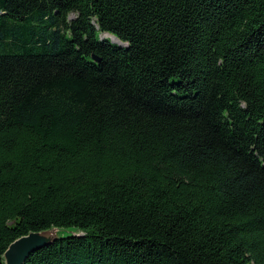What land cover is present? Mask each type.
<instances>
[{
  "label": "trees",
  "instance_id": "1",
  "mask_svg": "<svg viewBox=\"0 0 264 264\" xmlns=\"http://www.w3.org/2000/svg\"><path fill=\"white\" fill-rule=\"evenodd\" d=\"M53 225L24 264H264V0H0V264Z\"/></svg>",
  "mask_w": 264,
  "mask_h": 264
},
{
  "label": "water",
  "instance_id": "2",
  "mask_svg": "<svg viewBox=\"0 0 264 264\" xmlns=\"http://www.w3.org/2000/svg\"><path fill=\"white\" fill-rule=\"evenodd\" d=\"M117 40L116 37H112ZM119 42V40H118ZM76 227L51 226L40 231H32L14 240L4 253L5 264H24L31 252L59 239L80 235Z\"/></svg>",
  "mask_w": 264,
  "mask_h": 264
},
{
  "label": "rangeland",
  "instance_id": "3",
  "mask_svg": "<svg viewBox=\"0 0 264 264\" xmlns=\"http://www.w3.org/2000/svg\"><path fill=\"white\" fill-rule=\"evenodd\" d=\"M71 17H73V15H72ZM102 37H110V35L107 36V35L103 34ZM112 37H113V36H112ZM112 39H113V38H112ZM113 42H118V40L113 39Z\"/></svg>",
  "mask_w": 264,
  "mask_h": 264
}]
</instances>
